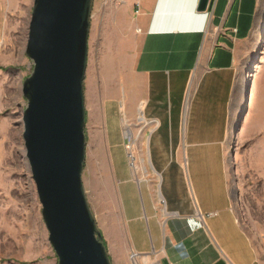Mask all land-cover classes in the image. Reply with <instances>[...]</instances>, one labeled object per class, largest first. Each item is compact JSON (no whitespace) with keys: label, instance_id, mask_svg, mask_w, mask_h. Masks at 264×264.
<instances>
[{"label":"rangeland","instance_id":"obj_1","mask_svg":"<svg viewBox=\"0 0 264 264\" xmlns=\"http://www.w3.org/2000/svg\"><path fill=\"white\" fill-rule=\"evenodd\" d=\"M32 3L0 0V264H57L23 140L26 100L21 89L32 70L24 52ZM263 20L264 1L259 7L252 48L237 78L238 104L239 79L245 83L250 75L247 108L240 117L239 105L232 112L222 161L214 150L173 149L165 140L163 127L158 130L162 133L160 142L148 140V121L139 120V116L127 119L118 101L101 99L99 60L110 52L104 46L105 37L115 42L118 24L125 23L127 15L115 0H93L84 78L85 160L81 180L111 264H159L154 249L162 247L165 239L153 213L163 224L166 203L170 206L184 196L193 201L195 193L206 189L219 191L220 179L230 193L237 220L264 259ZM125 128L136 135L134 143ZM204 152L209 160L202 163L195 159V154Z\"/></svg>","mask_w":264,"mask_h":264},{"label":"crops","instance_id":"obj_2","mask_svg":"<svg viewBox=\"0 0 264 264\" xmlns=\"http://www.w3.org/2000/svg\"><path fill=\"white\" fill-rule=\"evenodd\" d=\"M198 1L115 0L127 21L115 42L105 37L100 97L118 101L127 119L148 121V140L160 142L163 127L173 149L214 150L223 161L238 74L264 0H207L204 10ZM194 157L209 160L207 152ZM223 181L219 191L166 203L163 224L153 213L165 239L154 249L159 264H264Z\"/></svg>","mask_w":264,"mask_h":264},{"label":"water","instance_id":"obj_3","mask_svg":"<svg viewBox=\"0 0 264 264\" xmlns=\"http://www.w3.org/2000/svg\"><path fill=\"white\" fill-rule=\"evenodd\" d=\"M92 5L93 0H33L24 49L32 62L21 89L25 155L57 264H111L81 180ZM206 5L199 0L197 9ZM249 76L239 117L247 108Z\"/></svg>","mask_w":264,"mask_h":264},{"label":"bare ground","instance_id":"obj_4","mask_svg":"<svg viewBox=\"0 0 264 264\" xmlns=\"http://www.w3.org/2000/svg\"><path fill=\"white\" fill-rule=\"evenodd\" d=\"M256 38L258 39L259 38V33L257 32V34H256ZM239 94H238V97L240 96V98H239V102H238V105H240L241 104V101H242V98H243V86H244V79H242V80H240L239 79ZM235 119V120H234ZM233 120L234 121H236V119L237 118H234ZM139 120H142V118L139 116ZM125 134H127V135H131L132 136V134H131V131H130V128H125ZM136 137H134L133 136V139H132V143L135 141L134 139H135Z\"/></svg>","mask_w":264,"mask_h":264}]
</instances>
